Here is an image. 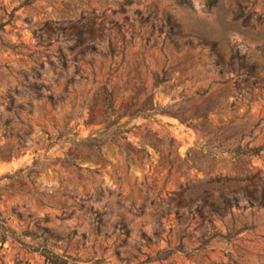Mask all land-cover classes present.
Here are the masks:
<instances>
[{
    "label": "rangeland",
    "instance_id": "1",
    "mask_svg": "<svg viewBox=\"0 0 264 264\" xmlns=\"http://www.w3.org/2000/svg\"><path fill=\"white\" fill-rule=\"evenodd\" d=\"M260 145L264 0H0V264H264Z\"/></svg>",
    "mask_w": 264,
    "mask_h": 264
},
{
    "label": "trees",
    "instance_id": "2",
    "mask_svg": "<svg viewBox=\"0 0 264 264\" xmlns=\"http://www.w3.org/2000/svg\"><path fill=\"white\" fill-rule=\"evenodd\" d=\"M109 94L112 95V92L110 91ZM110 101L113 102V96L110 98ZM240 147V145H239ZM262 148H264V145H260V146H254L250 148V151H252V153L255 152H259ZM36 165V161L34 163V166ZM2 188L0 187V198L2 196ZM0 220L2 221L3 225H4V235L3 238L8 237V231L13 232L14 229L12 228V226L9 224L8 222V218L6 216L2 215V212L0 210ZM45 254L47 256V258H49L51 261L55 262L56 264H67V259L61 257V255L57 254V253H53L50 254V252H48L47 250H45Z\"/></svg>",
    "mask_w": 264,
    "mask_h": 264
}]
</instances>
